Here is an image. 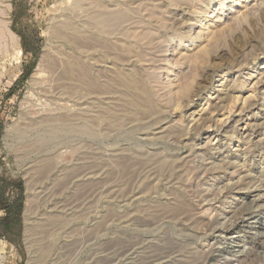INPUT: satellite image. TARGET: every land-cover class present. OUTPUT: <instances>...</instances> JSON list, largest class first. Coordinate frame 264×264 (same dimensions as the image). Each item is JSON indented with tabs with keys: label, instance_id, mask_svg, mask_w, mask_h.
<instances>
[{
	"label": "rangeland",
	"instance_id": "obj_1",
	"mask_svg": "<svg viewBox=\"0 0 264 264\" xmlns=\"http://www.w3.org/2000/svg\"><path fill=\"white\" fill-rule=\"evenodd\" d=\"M0 264H264V0H0Z\"/></svg>",
	"mask_w": 264,
	"mask_h": 264
},
{
	"label": "bare ground",
	"instance_id": "obj_2",
	"mask_svg": "<svg viewBox=\"0 0 264 264\" xmlns=\"http://www.w3.org/2000/svg\"><path fill=\"white\" fill-rule=\"evenodd\" d=\"M242 4V3H241ZM101 5V4H100ZM244 6V8L245 7H247V6H245V5H243ZM242 8V7H241ZM246 9V8H245ZM241 11V10H240ZM239 11V12H240ZM243 11H245V10H243ZM80 12V11H79ZM86 12V11H85ZM97 12V11H96ZM238 12V13H239ZM242 12V11H241ZM240 12V13H241ZM237 13V12H236ZM245 13V12H244ZM243 13V14H244ZM242 14V13H241ZM242 14V15H243ZM207 17V16H206ZM63 24V23H62ZM68 24V23H67ZM98 28V27H97ZM7 29V28H6ZM209 29V26H207V29H206V31L204 32L205 33V35H206V37L204 38L205 39V41H207L208 43L211 41V39H212V37L214 36L213 34H215V33H213V31L212 30H208ZM108 31V30H107ZM12 32V31H11ZM215 32V31H214ZM13 33V32H12ZM200 33V32H199ZM10 35V34H9ZM204 41V42H205ZM80 43V42H79ZM208 45H207V43L206 44H204V43H202V45L198 48V50L194 53V57H195V55H196V57H198L199 55H202V54H205L206 53V50H207V47ZM86 47V46H85ZM20 53V52H19ZM68 78V77H67ZM54 79V78H53ZM176 82V81H175ZM136 84V83H135ZM188 84V83H187ZM190 84V83H189ZM181 86V85H180ZM189 86V85H188ZM184 87V86H183ZM181 89V88H180ZM186 89V88H185ZM179 90V89H178ZM183 90V89H182ZM100 91V90H99ZM181 92V91H180ZM65 120V119H64ZM177 246V245H176Z\"/></svg>",
	"mask_w": 264,
	"mask_h": 264
}]
</instances>
